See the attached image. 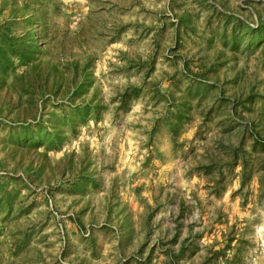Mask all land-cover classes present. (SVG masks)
Returning <instances> with one entry per match:
<instances>
[{"label":"rangeland","instance_id":"rangeland-1","mask_svg":"<svg viewBox=\"0 0 264 264\" xmlns=\"http://www.w3.org/2000/svg\"><path fill=\"white\" fill-rule=\"evenodd\" d=\"M0 264H264V0H0Z\"/></svg>","mask_w":264,"mask_h":264}]
</instances>
